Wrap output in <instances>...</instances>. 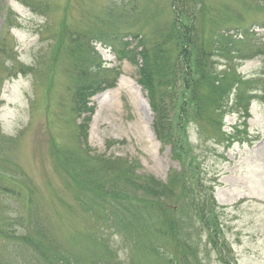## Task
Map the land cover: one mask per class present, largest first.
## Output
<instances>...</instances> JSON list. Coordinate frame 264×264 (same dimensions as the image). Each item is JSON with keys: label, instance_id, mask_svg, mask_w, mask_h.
Masks as SVG:
<instances>
[{"label": "rangeland", "instance_id": "obj_1", "mask_svg": "<svg viewBox=\"0 0 264 264\" xmlns=\"http://www.w3.org/2000/svg\"><path fill=\"white\" fill-rule=\"evenodd\" d=\"M24 1L0 0V264H39L22 239L38 237L39 226L65 252L84 258L85 264H126V245L116 233L122 219L117 208L104 205L99 195L77 196L73 178L85 183L88 174L84 162L68 164L66 152L69 157L73 152L77 159L87 160L93 184L100 181L105 195L128 191L142 200L150 197L149 183L135 186L134 179H125L127 169L134 170L136 163L141 178L152 176L166 183L179 164L172 159L170 146L156 138L154 114L136 81V66L99 42L92 44L104 66L119 73L113 87L93 94L87 103L93 108L88 147L77 141L75 126L88 113L77 117L73 112L70 39L78 32L81 40L84 28L93 21L84 14L101 13L108 0H48L50 8L44 13ZM208 1L240 14L249 33L250 46L244 50L258 54L248 53L236 72L245 79L261 76L264 83V0ZM137 7L138 20L131 25L143 34L170 18L168 0H137ZM253 88L232 91L222 116L223 130L232 132L238 126L241 141L230 137L229 142L203 141L196 147L195 128L188 129L201 164L198 187L215 201L226 252L235 264H264V88L251 92ZM202 92L216 104L212 89L204 86ZM247 135L250 140L244 142ZM171 194L176 196V190ZM87 203L106 210L102 222ZM112 215L119 223L111 222ZM131 215L127 218L133 223L146 219L141 211ZM89 237L104 247L109 245L108 254L103 246L93 249L85 245L83 239L91 245ZM111 251L114 258H106ZM201 255L202 264H221L212 249L197 256ZM143 264L150 263L143 260ZM187 264L196 263L191 258Z\"/></svg>", "mask_w": 264, "mask_h": 264}, {"label": "trees", "instance_id": "obj_2", "mask_svg": "<svg viewBox=\"0 0 264 264\" xmlns=\"http://www.w3.org/2000/svg\"><path fill=\"white\" fill-rule=\"evenodd\" d=\"M24 2L43 13L50 8L48 0ZM168 12V22L149 31V38L138 26L131 25L139 16L137 0H108L101 13L98 10L84 14L86 19L93 17V21L87 25L88 28H84L81 40L78 32H73L69 45L74 56L72 104L77 117L88 113L75 126L78 143L88 147V121L93 108L87 103L93 94L113 87L119 73L117 69L104 66L92 43L99 42L110 47L119 58H127L136 66V81L145 91L154 114L156 138L162 145L170 146L171 157L178 162L179 169L171 171L166 183L152 176L141 178L136 163L134 170L127 169L125 179H134L135 186L144 181L149 183L150 197H142V200L137 195L131 197L128 191L123 194L117 190L113 196L111 192L105 195L100 190V181L93 184L87 160L77 159L78 155L73 152H70V157L66 152L65 160L72 165L84 162V172L88 174L86 182L73 178L78 197H84L89 192L96 197L99 195L104 205L113 204L117 208L121 223L113 215L111 222L119 223L116 233L126 245V264H143V260L150 264H187L191 258L196 264H202V255H197L209 249L214 251L219 263L235 264L226 252L228 246L223 241V227L215 201L210 193L202 194L198 187L201 184L198 175L201 164L194 153L188 129L191 125L195 128L196 147L203 141L216 144L229 142L230 137L241 141L238 129L231 134L222 130V116L232 91L254 87L251 92L257 88L263 92L264 83L260 82V78L244 79L236 72V64L247 58L248 53L256 51L244 50L250 46L249 33L239 14L219 7L213 1L168 0ZM133 40L135 45H132ZM204 86L212 89L216 104L202 92ZM129 182L133 189L132 182ZM137 190L135 187L134 191ZM174 190L176 196L171 194ZM91 204L87 203L88 209L93 211V215L97 214L102 222L107 215L106 210L89 207ZM138 211L143 212L146 219L133 223L131 218H127ZM36 230L38 237L29 235L22 239L24 245L36 254L39 264L86 263L82 261L84 258L65 252L40 226ZM88 239L90 246L83 239L88 247L95 249L103 246L96 242L95 237ZM103 250L108 254L109 245L103 246ZM105 257L113 259L114 254L111 251Z\"/></svg>", "mask_w": 264, "mask_h": 264}]
</instances>
